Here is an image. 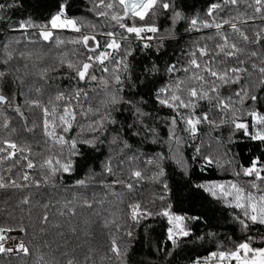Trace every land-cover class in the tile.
I'll use <instances>...</instances> for the list:
<instances>
[{
  "label": "snow or ice",
  "instance_id": "1",
  "mask_svg": "<svg viewBox=\"0 0 264 264\" xmlns=\"http://www.w3.org/2000/svg\"><path fill=\"white\" fill-rule=\"evenodd\" d=\"M42 10L0 0V264H151L132 253L156 218L162 264H264V0ZM184 188L233 233L197 234Z\"/></svg>",
  "mask_w": 264,
  "mask_h": 264
},
{
  "label": "trees",
  "instance_id": "2",
  "mask_svg": "<svg viewBox=\"0 0 264 264\" xmlns=\"http://www.w3.org/2000/svg\"><path fill=\"white\" fill-rule=\"evenodd\" d=\"M44 0H28V3L31 4L34 8L38 9L37 15H46L47 13L42 10ZM83 5H81V10ZM32 9H29L31 13ZM73 11H77L75 8ZM19 13H13L14 18H19ZM234 151L239 153V158L241 162L247 163V158L249 156H259L261 154V148L255 144L247 141L246 138H240V142L235 146ZM209 176L211 178H218L216 173L209 172L201 174L199 172L196 173V176ZM230 178V177H229ZM151 191L145 190L144 197L145 199L151 198ZM174 210L178 214L184 215H195L201 214L209 217L211 220V224H205L203 222L194 224L192 227L194 228L197 234H202L204 231L209 230L210 228L213 230H218L220 240H224V238L233 233L232 226L225 220L224 216L220 209L215 208L213 205H210L207 200H205L199 194H193L187 188H184L183 191L177 192L176 197L172 200ZM159 205V201H157V206ZM191 224V222H189ZM152 227L149 229L151 233L150 245L145 244L143 238V231H141V240H139L135 246V251L132 253V259L135 261H149L151 264H162L160 257L156 255L155 246L158 241H162L165 238V228H166V220L162 218H156L151 221ZM239 232L235 233L236 238H239ZM201 253H204L203 249H199ZM191 252L183 253L185 257L188 255H192ZM206 254V253H204ZM161 255H163L161 253ZM177 264H186V259L181 261L180 258H177Z\"/></svg>",
  "mask_w": 264,
  "mask_h": 264
}]
</instances>
